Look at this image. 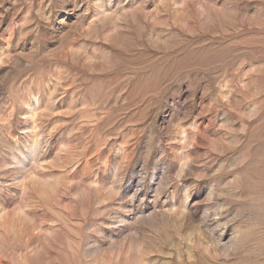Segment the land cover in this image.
<instances>
[{"label": "rangeland", "instance_id": "rangeland-1", "mask_svg": "<svg viewBox=\"0 0 264 264\" xmlns=\"http://www.w3.org/2000/svg\"><path fill=\"white\" fill-rule=\"evenodd\" d=\"M0 264H264V0H0Z\"/></svg>", "mask_w": 264, "mask_h": 264}]
</instances>
